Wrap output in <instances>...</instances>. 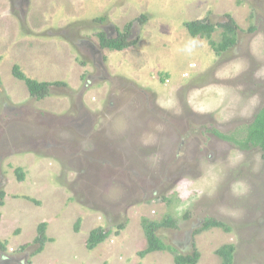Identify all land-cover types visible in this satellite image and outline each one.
Segmentation results:
<instances>
[{
	"label": "rangeland",
	"instance_id": "1",
	"mask_svg": "<svg viewBox=\"0 0 264 264\" xmlns=\"http://www.w3.org/2000/svg\"><path fill=\"white\" fill-rule=\"evenodd\" d=\"M228 17L236 44L221 54L185 27L209 22L219 44ZM131 24L132 47L100 48ZM15 66L67 87L38 101ZM0 80V264H42L34 236L47 223L60 240L61 218L111 231L119 264H175L138 256L145 222L168 217L177 227L157 234L185 256L195 244L199 264H221L225 245L234 264H264L263 152L215 133L243 138L264 108V0H0ZM208 219L230 232L193 236Z\"/></svg>",
	"mask_w": 264,
	"mask_h": 264
},
{
	"label": "trees",
	"instance_id": "2",
	"mask_svg": "<svg viewBox=\"0 0 264 264\" xmlns=\"http://www.w3.org/2000/svg\"><path fill=\"white\" fill-rule=\"evenodd\" d=\"M229 23L219 25V28L223 29L224 32L222 34V39L219 44L215 43L212 40V35L216 31V27L209 22L203 21H194V22H187L185 23V27L189 32L190 36L193 38L201 37L204 39L209 40L210 46L217 54H221L222 52L228 51L236 44V24L231 17H228ZM146 21V17L142 19V23L144 24ZM132 24L129 26L127 33L117 32V37L115 38H108L107 35L104 33L98 34L100 48L103 50H109L112 52H122L125 49L132 47L135 42H129V34ZM13 76L19 81L25 82L30 95L38 101H42L48 98L51 95V88L52 87H67L64 83H39L37 81H33L25 76V74L21 71L19 66H15L13 68ZM0 87H1V80H0ZM244 137L241 139H236L234 136L227 137L223 136L222 134L215 132L216 135L220 136L221 138L234 143L240 150H250L254 148H259L263 152V160H264V108L257 114L255 117L254 122L244 131ZM22 170H18V173H21ZM20 181L24 180V175L20 174L19 176ZM1 199L4 200L5 193H0ZM0 206H4V202H0ZM81 221L75 225V232H78L80 229ZM176 221L171 217L167 218L165 221L158 223V222H145V233L147 238V248L140 252L138 256L141 259H144L146 256L158 252H170L174 256V263L175 264H199L200 262V253L196 250L195 244L192 245L194 249L191 255H182L178 253L175 249L171 246H168L164 243L162 238H160L157 234L159 229L163 228H176ZM47 223H42L38 227V237L34 241L35 245L39 247L33 253V257L42 253L45 249V246L50 239L47 237ZM124 229L123 225L117 226V234L119 235L120 232ZM212 229H221L226 233L230 232V229L223 223L217 220L208 219L206 220L201 228L197 229L193 236L200 235L202 233L208 232ZM111 231H106L103 228L96 229L91 232L90 237L87 242V249L89 251L94 250L99 245L103 244L105 241L109 239L111 236ZM30 245H25L21 249L25 251ZM0 251H6V244L0 243ZM218 257L221 259V264H234V257H235V247L233 245H225L222 246L217 251Z\"/></svg>",
	"mask_w": 264,
	"mask_h": 264
},
{
	"label": "crops",
	"instance_id": "3",
	"mask_svg": "<svg viewBox=\"0 0 264 264\" xmlns=\"http://www.w3.org/2000/svg\"><path fill=\"white\" fill-rule=\"evenodd\" d=\"M76 214H79V212H76ZM67 220L69 219L61 218L56 220V232L58 236L56 234L55 235L57 238L60 237L61 239H52L47 234V237L48 239L50 238L51 243H47L44 251L35 256V259L37 261L41 262L42 264H61V262L62 264H91L90 262L93 259L92 264H119L118 257H116L117 255L115 253L105 255L104 250L107 241L99 245L92 251H89L87 249V242L91 232L100 228V226L97 225L94 228L90 226L87 233L84 232L83 228H80L78 232H75V226L74 228L69 229L68 226L70 225V223H68ZM86 220L88 221V224L92 225L93 221L96 219L95 216H91L90 214H88L85 218H83V223L86 222ZM35 232L37 233V231ZM28 234L29 233H27V235ZM36 238L34 236L32 242H34ZM68 238L71 239L68 240ZM54 241L59 245V251H56ZM100 259L102 262H100Z\"/></svg>",
	"mask_w": 264,
	"mask_h": 264
},
{
	"label": "clouds",
	"instance_id": "4",
	"mask_svg": "<svg viewBox=\"0 0 264 264\" xmlns=\"http://www.w3.org/2000/svg\"><path fill=\"white\" fill-rule=\"evenodd\" d=\"M101 228H102V227H101ZM98 229H99V228H98ZM158 236H159V235H158ZM105 242H106V241H105ZM105 242H104V243H105Z\"/></svg>",
	"mask_w": 264,
	"mask_h": 264
}]
</instances>
